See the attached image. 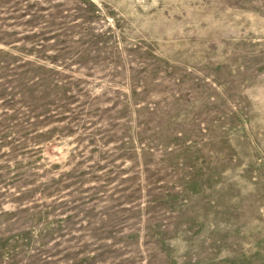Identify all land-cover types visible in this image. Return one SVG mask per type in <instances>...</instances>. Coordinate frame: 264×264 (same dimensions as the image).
I'll return each instance as SVG.
<instances>
[{"label":"rangeland","instance_id":"1","mask_svg":"<svg viewBox=\"0 0 264 264\" xmlns=\"http://www.w3.org/2000/svg\"><path fill=\"white\" fill-rule=\"evenodd\" d=\"M0 264H264V0H0Z\"/></svg>","mask_w":264,"mask_h":264}]
</instances>
